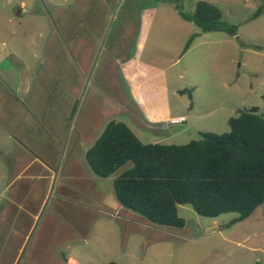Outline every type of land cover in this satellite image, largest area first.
I'll use <instances>...</instances> for the list:
<instances>
[{
    "label": "rangeland",
    "instance_id": "1",
    "mask_svg": "<svg viewBox=\"0 0 264 264\" xmlns=\"http://www.w3.org/2000/svg\"><path fill=\"white\" fill-rule=\"evenodd\" d=\"M198 1L0 0V264H264V206L161 226L86 162L112 120L182 145L264 112V1L205 0L237 35L182 18Z\"/></svg>",
    "mask_w": 264,
    "mask_h": 264
},
{
    "label": "trees",
    "instance_id": "2",
    "mask_svg": "<svg viewBox=\"0 0 264 264\" xmlns=\"http://www.w3.org/2000/svg\"><path fill=\"white\" fill-rule=\"evenodd\" d=\"M176 7L202 32L238 33L214 3L200 0L192 13ZM229 125L228 132H202L199 139L177 145L143 142L129 124L112 120L85 158L97 176H114V192L122 207L154 224L184 228L187 221L179 213L181 205L210 218L237 213L232 221L236 223L264 206V112L256 106L240 110ZM128 163L132 166L125 168Z\"/></svg>",
    "mask_w": 264,
    "mask_h": 264
},
{
    "label": "crops",
    "instance_id": "3",
    "mask_svg": "<svg viewBox=\"0 0 264 264\" xmlns=\"http://www.w3.org/2000/svg\"><path fill=\"white\" fill-rule=\"evenodd\" d=\"M264 1V0H263ZM262 1V2H263ZM211 2V1H210ZM262 2H261V4H262ZM212 3V2H211ZM262 7L264 8V5L262 4L261 6H260V8L258 9V11L259 10H261L262 9ZM257 12V11H256ZM255 12V13H256ZM255 13L253 14V18H254V15H255ZM261 13H259V15H260ZM258 17V16H257ZM129 64H131V63H126V64H124L123 65V69H124V71L126 72V75H127V78L130 80V78L132 79L133 78V76H131V75H134V74H131L130 73V67H129ZM131 76V77H130ZM133 92V91H132ZM23 173H25L24 171H23ZM8 200V199H7ZM32 217H35V215H34V213L32 214H30ZM37 219V218H36ZM36 221H35V223H32V224H29V227H31V226H33V228H36L37 227V225H36ZM28 237L29 236H27V239H28ZM37 241V240H36ZM23 254H24V252H22V251H20L18 254H17V257H20V258H22L23 257Z\"/></svg>",
    "mask_w": 264,
    "mask_h": 264
},
{
    "label": "water",
    "instance_id": "4",
    "mask_svg": "<svg viewBox=\"0 0 264 264\" xmlns=\"http://www.w3.org/2000/svg\"><path fill=\"white\" fill-rule=\"evenodd\" d=\"M121 171H119L117 174H119Z\"/></svg>",
    "mask_w": 264,
    "mask_h": 264
},
{
    "label": "flooded vegetation",
    "instance_id": "5",
    "mask_svg": "<svg viewBox=\"0 0 264 264\" xmlns=\"http://www.w3.org/2000/svg\"><path fill=\"white\" fill-rule=\"evenodd\" d=\"M82 44V43H81ZM94 143V142H93Z\"/></svg>",
    "mask_w": 264,
    "mask_h": 264
}]
</instances>
